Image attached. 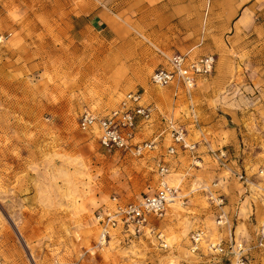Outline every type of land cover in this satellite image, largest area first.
I'll use <instances>...</instances> for the list:
<instances>
[{"label":"rangeland","instance_id":"374dc122","mask_svg":"<svg viewBox=\"0 0 264 264\" xmlns=\"http://www.w3.org/2000/svg\"><path fill=\"white\" fill-rule=\"evenodd\" d=\"M209 1L172 17V0H3L0 32L12 35L0 43V264H213L215 247L231 237L264 264L255 237L264 230V0H239V16L248 11L239 28L238 16L225 15L231 2ZM99 13L112 34L91 24ZM174 53L212 55L215 69L190 92L153 85L152 73ZM136 90L156 106L136 141L157 147L108 152L79 118L86 109L109 112ZM213 113L221 130L204 128L211 146L198 149L196 127ZM169 120L185 128L194 151L167 156ZM221 147L233 172L213 159ZM165 158L178 197L154 232L101 244L98 212L155 189ZM211 194L225 204L215 206ZM237 201L239 222L227 208Z\"/></svg>","mask_w":264,"mask_h":264},{"label":"built area","instance_id":"2783aa9c","mask_svg":"<svg viewBox=\"0 0 264 264\" xmlns=\"http://www.w3.org/2000/svg\"><path fill=\"white\" fill-rule=\"evenodd\" d=\"M3 0H0V18ZM10 31L0 32V43L10 38ZM215 58L212 55L191 58L187 53H174L166 57V62L156 68L151 75V83L155 86H171L184 88L187 92L195 88L201 76L211 75L215 69ZM154 113L152 104L143 101V93L140 90L131 91L122 101L120 106L105 115H97L90 110H85L79 118V127L83 130H92L97 124L101 133L97 134L100 146L108 152H119L140 156L145 151L155 149V142H137L139 130L148 123ZM173 139L180 148L194 149V145H188L185 139L186 131L182 126L172 128ZM177 154V147H169L167 156ZM213 159L224 169L230 168L232 154L225 147L212 151ZM171 163L168 159L158 161L159 182L155 189L145 192L139 199L117 204L114 208L104 209L98 212L97 220L101 227L100 243L110 242L114 237L122 235L124 239L144 235L145 229L161 219L167 213L172 200L176 198L177 189L171 186L167 177L170 175ZM239 179L245 180L242 171H236ZM215 206H223V196L210 195ZM218 204V205H217ZM224 212L219 214V219ZM256 247L264 250V232L259 228L256 232ZM200 233L192 235L194 249L198 250ZM218 252L213 264H255L249 257V250L245 242L238 243L231 237L228 242L219 243L215 247Z\"/></svg>","mask_w":264,"mask_h":264},{"label":"crops","instance_id":"0c3cea01","mask_svg":"<svg viewBox=\"0 0 264 264\" xmlns=\"http://www.w3.org/2000/svg\"><path fill=\"white\" fill-rule=\"evenodd\" d=\"M209 1V0H207ZM231 2L233 4V7L230 9V12L228 14H225L227 19H230L233 21L237 16V27L239 28V17L244 16L245 17V12L248 13V11H245L242 15L239 16V0H213L214 3L219 4L221 2ZM175 5L172 7L173 12H172V17H187V13L193 10L199 11L202 9V0H196L195 4L192 2V0H172ZM208 3H210L208 5ZM207 3V7L211 5V0ZM166 6H162V8H165ZM91 24L96 27H101L102 30H107L109 33H113L114 31L112 28L108 25L107 20L101 15V13L94 15L91 19ZM105 25V27H104ZM201 78V77H200ZM212 95V94H210ZM155 106V105H154ZM156 107V106H155ZM223 125V122L221 118H218L214 113L211 114V121L207 124H198L196 129L200 130L202 135H203V140L201 143L197 145L198 149H201L202 147L209 148L211 146V143H207L206 140V134L203 132V129H211L213 132H219L221 130V126ZM147 126L145 125L142 129L145 130ZM141 131V132H142ZM140 132V133H141ZM212 138V136H211ZM218 141V138L216 137L215 139ZM202 157H207L210 156L208 151L202 152L201 153ZM228 212L232 216V220L237 216V222H239V202L237 201L234 204L228 203ZM257 231L259 229H256ZM255 230V231H256Z\"/></svg>","mask_w":264,"mask_h":264},{"label":"bare ground","instance_id":"6f19581e","mask_svg":"<svg viewBox=\"0 0 264 264\" xmlns=\"http://www.w3.org/2000/svg\"><path fill=\"white\" fill-rule=\"evenodd\" d=\"M191 58H193V57H191ZM175 86V85H174ZM157 87H164V86H157ZM179 88H181L182 89V87H179ZM184 89V88H183ZM192 90V89H191ZM128 95V93L124 96V98L121 100V102L119 103V105L117 106V107H115V108H113V109H116V108H118L119 106H120V104L122 103V101L126 98V96ZM144 93H143V101L145 102V100H144ZM146 103V102H145ZM147 104V103H146ZM153 107H154V110H155V106L153 105ZM113 109H111V110H113ZM87 110H90V109H87ZM110 110V111H111ZM85 111V110H84ZM83 111V112H84ZM90 111H92V112H94L95 114H97V115H105L106 113H108V112H106V113H96L94 110H90ZM109 111V112H110ZM82 112V113H83ZM153 120V117H152V119L148 122V123H150L151 121ZM148 123H145V125H147ZM169 123H170V136H171V139H172V141H173V143L171 144V145H169V147H171V146H176L177 147V153H178V151L179 150H184V149H182V148H180L179 147V145H176V143L174 142V139H173V133H172V128H175V127H177V126H182V125H178V124H176L175 122H173V121H170L169 120ZM144 125V126H145ZM144 126H142L141 128H140V130H139V134H140V132L142 131V129H143V127ZM183 127V126H182ZM184 128V127H183ZM185 129V128H184ZM186 131V130H185ZM85 132H88V133H91L96 139H97V134H100L101 133V129H100V127H99V125H95L94 127H93V129L90 131V130H86ZM185 139H186V142L188 143V145H194V149H186V150H184V151H187V150H190V151H194L195 149H196V144L195 143H193V142H191L190 140H189V137H188V135H187V132H186V134H185ZM151 142H154V141H151ZM156 147H157V144H156ZM155 147V148H156ZM154 150V149H153ZM153 150H151V151H153ZM176 155V154H175ZM175 155H173V156H175ZM168 161H170V160H168ZM171 163V162H170ZM171 169H172V164H171ZM170 175H171V170H170ZM170 175L167 177V179H168V182H169V184H170ZM158 176H159V173H158ZM159 182V181H158ZM171 185V184H170ZM171 186H173V185H171ZM173 187H175V186H173ZM177 190H178V188L177 187H175ZM178 192V191H177ZM214 195V194H213ZM178 196L176 195V198H177ZM216 197V196H215ZM176 198L174 199V200H172V201H175L176 200ZM171 204V203H170ZM114 209H115V207H113ZM224 216H225V214L223 215V217L219 220V223H223V221L224 220H222L223 218H224ZM99 224V223H98ZM99 228H100V233H101V227H100V225H99ZM152 232H154V228H153V226H149V227H147L146 229H145V233L147 234V233H152ZM263 232H264V230H263ZM144 233V234H145ZM196 233H198V232H196ZM200 233V239H201V236H202V233L203 232H199ZM117 237V236H116ZM115 238V237H114ZM199 239V240H200Z\"/></svg>","mask_w":264,"mask_h":264}]
</instances>
